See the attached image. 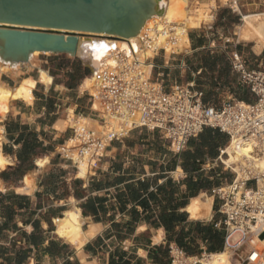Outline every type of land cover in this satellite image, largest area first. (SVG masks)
Here are the masks:
<instances>
[{
    "label": "crops",
    "instance_id": "1",
    "mask_svg": "<svg viewBox=\"0 0 264 264\" xmlns=\"http://www.w3.org/2000/svg\"><path fill=\"white\" fill-rule=\"evenodd\" d=\"M220 24L222 19L189 38L184 53H156L152 81L167 90L194 83L204 102L214 106L233 96L254 102L250 85L233 69V55H241L248 71L264 72V49L239 40L216 47ZM40 54L34 68L23 65L20 75L8 71L0 79L8 87L25 78L38 81L41 67L53 77L47 85L37 82L32 101L13 99L0 115L2 152L11 162L0 169V264H171L170 244L191 256L223 251L225 230L217 225L222 201L214 190L232 180L214 161L229 136L205 127L177 151L162 132L136 128L112 140L90 174L79 177V167L61 151L74 130L62 124L71 111L103 125L107 121L81 89L89 69L78 58ZM182 170L181 177L174 175ZM27 177L31 191H20L28 188ZM203 193L213 197L211 215L193 218L186 208ZM75 207L85 219L84 230L98 228L80 249L57 234L55 223Z\"/></svg>",
    "mask_w": 264,
    "mask_h": 264
},
{
    "label": "built area",
    "instance_id": "2",
    "mask_svg": "<svg viewBox=\"0 0 264 264\" xmlns=\"http://www.w3.org/2000/svg\"><path fill=\"white\" fill-rule=\"evenodd\" d=\"M161 31L166 34L174 30L167 27ZM149 42H153L152 37ZM161 50L165 51V48H159L158 52ZM145 63L151 65L149 77L135 57L126 61L122 68L105 72L100 77L98 95L106 111L101 118L105 122L109 115L130 124L125 134L108 138L101 137L84 124L79 129L73 128L74 137L79 138L77 153L92 169L112 140L136 128L162 132L177 151L186 148L190 139L205 127L226 133L230 140L234 137L239 142L251 139L264 145V72L248 71L239 53L233 55L232 66L250 85L257 97L254 102L230 97L220 106L207 104L203 100V91L195 89L194 83H176L167 90L152 81L155 67L152 58L146 59ZM86 91L94 99L95 96ZM223 155L226 156L224 149L218 160ZM65 157L79 167V160L67 154ZM261 177L264 179V173ZM236 179L229 183V190H224L223 186L214 190L222 201L218 208L222 217L217 225L225 230L224 250L231 253V264H264V247L258 242L264 232V184L260 185V177L251 173L244 180L237 182ZM170 253L171 264H201L200 259L205 256L204 253L188 255L175 244H170Z\"/></svg>",
    "mask_w": 264,
    "mask_h": 264
},
{
    "label": "bare ground",
    "instance_id": "3",
    "mask_svg": "<svg viewBox=\"0 0 264 264\" xmlns=\"http://www.w3.org/2000/svg\"><path fill=\"white\" fill-rule=\"evenodd\" d=\"M158 1L160 7L163 9V13L149 18L140 33L136 36L123 40L104 33L81 37L82 44H84L82 56L93 67V72H96L85 78L81 89L88 90L91 95L95 96L93 107L99 110L102 115H105L106 111L103 101L98 95V91L100 77L103 73L120 69L126 61H130L135 57L141 61L142 69L146 77H149L151 65L145 63L146 59L154 57L161 47H164L168 54L188 50L190 46L189 30L209 24L212 9L216 8L218 2L222 4L231 2L235 12L242 13L243 22L236 28L237 39L244 42H253L258 52L264 49V10L259 12H241L240 0L194 1L192 5L191 0ZM166 24L168 25L167 27L172 28L174 31H168L166 34L162 32V29H167ZM151 37L153 38V42H149ZM40 53L43 52L35 51L29 61L23 64L6 62L0 57V79L2 73L8 71L16 76L20 75L22 71L20 70V66L23 65H27L28 68L29 66L30 68H34L37 63H35V58ZM52 80V75L41 67L38 81H42L47 85ZM38 81L34 78H25L20 80V83L16 87H8L0 80V115H4L10 110V102L13 99L32 101L33 88ZM106 121V124L103 125L90 117L83 115L75 116L74 112L71 111L69 117L63 122L62 128L73 127L79 129L84 124L88 128L95 130L101 137L108 138L113 137L115 134H125L130 128V124H124L116 117L107 115ZM2 134L0 129V169L7 167L11 163L9 157L2 152ZM78 145V136H73L61 148V151L64 156L67 154L75 160H79L78 176L87 177L92 168L78 155L76 148ZM224 153L227 156L223 155L221 161L227 167L232 166L234 168L237 182L246 179L251 173L260 177V185L264 184V179L261 177L264 173V145L251 139L239 142L234 137L227 147L224 148ZM38 164L43 166L45 161L39 160ZM26 185L28 188H20V191H31V178H26ZM229 185H224V190H229ZM212 206L213 197L203 193L194 197L186 209L193 218L199 219L209 217ZM84 222L85 219L82 216L80 208L75 207L56 220L57 234L80 249L87 239L95 235L98 229L92 225L90 230L86 231L83 228ZM258 242L264 247V232L258 237ZM229 253L228 250H223L206 254L200 261L201 264H231V254Z\"/></svg>",
    "mask_w": 264,
    "mask_h": 264
},
{
    "label": "water",
    "instance_id": "4",
    "mask_svg": "<svg viewBox=\"0 0 264 264\" xmlns=\"http://www.w3.org/2000/svg\"><path fill=\"white\" fill-rule=\"evenodd\" d=\"M162 13L158 0H0V57L23 64L35 51L64 54L94 74L82 36L128 39Z\"/></svg>",
    "mask_w": 264,
    "mask_h": 264
},
{
    "label": "rangeland",
    "instance_id": "5",
    "mask_svg": "<svg viewBox=\"0 0 264 264\" xmlns=\"http://www.w3.org/2000/svg\"><path fill=\"white\" fill-rule=\"evenodd\" d=\"M194 1L199 2V0H191V5H192V2H194ZM239 2H240L239 5H240L242 12H250V11L251 12H255V11L259 12V11L264 10V0H240ZM231 4H232L231 2H229L227 4H222V3L218 2L216 8L212 9L209 24H204L202 27H199L196 29H190L189 30V38H192L193 36L194 37L197 36V34L202 33V31L205 32L207 29H210V27L216 22L219 24L220 20L222 19V24L215 26L216 33L213 37L216 38L215 39L216 41L214 42V45L216 47H221L223 45H230L231 43H234L235 41H237L238 36L236 35V28L239 24H241L243 22V17L241 14H238L237 12H234L232 10ZM227 41H231V42H227ZM227 50L229 51L230 48H228ZM157 53L160 54L161 51H159ZM176 54H177V52L176 53L173 52V55H176ZM41 55L42 54H40L39 56H41ZM151 58H153V57H151ZM71 59H72V56H69V55L65 56V61H71ZM251 66L253 69H257L258 63H256L255 61H251ZM248 94L252 99L256 98V96L252 92H248ZM233 97L236 98L235 96H233ZM236 99H238V98H236ZM214 163L217 164V167L219 169H222L224 171L223 175L228 177L229 181L233 180L235 178V176H236L235 170L232 166L227 167V165L223 164V162L221 160L214 161ZM178 170H179V168H178ZM174 175L176 177H178V176L180 177V175H182V171L175 172ZM229 254H231V253H229Z\"/></svg>",
    "mask_w": 264,
    "mask_h": 264
},
{
    "label": "trees",
    "instance_id": "6",
    "mask_svg": "<svg viewBox=\"0 0 264 264\" xmlns=\"http://www.w3.org/2000/svg\"><path fill=\"white\" fill-rule=\"evenodd\" d=\"M87 72H88L89 75H91V71L87 70ZM210 99H211V98H210L209 96H206V97H205V101H206V102H210Z\"/></svg>",
    "mask_w": 264,
    "mask_h": 264
}]
</instances>
